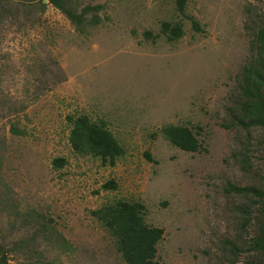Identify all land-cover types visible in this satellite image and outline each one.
I'll return each instance as SVG.
<instances>
[{
  "label": "rangeland",
  "instance_id": "rangeland-1",
  "mask_svg": "<svg viewBox=\"0 0 264 264\" xmlns=\"http://www.w3.org/2000/svg\"><path fill=\"white\" fill-rule=\"evenodd\" d=\"M5 5L0 189L69 245L39 238L34 249L54 264H124L90 214L122 200L143 204L146 224L163 230L156 264H245L254 235L247 219L259 204L229 184L264 187V130L237 122L238 78L264 0H187L184 14L174 0H76L78 10L101 7L100 23L83 32L47 0ZM163 22L181 24L183 36L168 42ZM69 116L103 120L124 155L111 167L75 154ZM168 124L191 128L201 149L173 147L160 132ZM110 180L116 190L103 189ZM20 226L0 208V243L29 237Z\"/></svg>",
  "mask_w": 264,
  "mask_h": 264
},
{
  "label": "trees",
  "instance_id": "trees-1",
  "mask_svg": "<svg viewBox=\"0 0 264 264\" xmlns=\"http://www.w3.org/2000/svg\"><path fill=\"white\" fill-rule=\"evenodd\" d=\"M6 0H0V23L6 18ZM48 4L61 12L76 29L83 32L87 26L100 23V6H85L77 9L76 0H47ZM175 10L184 14L187 0H174ZM41 9L45 4L40 2ZM190 21L194 31H201L199 23L192 17ZM161 32L168 42H173L183 36L182 25L163 22ZM146 35L150 36L149 33ZM252 57L245 64L238 78L240 94L237 105L238 125L249 130L261 128L264 130V23L259 25L254 33L251 45ZM69 144L75 154L92 156L100 160L102 165L113 167L116 161L124 155V149L108 130L103 120L92 121L87 116H69ZM163 137L175 148L186 153H196L201 144L191 128L185 125L168 124L160 129ZM145 157H151L145 153ZM66 163L63 158L52 161L53 166L62 168ZM4 187V186H3ZM5 189V187H4ZM105 190H116L117 184L110 180L104 186ZM0 208L13 223L20 221L21 228L30 231V236L19 239L11 247L0 243V264H10L14 257H21L22 264H54L34 249L40 238L47 245H61V249L69 248L68 243L53 229L49 228L45 218L31 212L22 213L7 190L0 189ZM229 190L237 194L249 196L251 204H259L253 216L247 219V225L253 228V236L247 248L248 259L245 264H264V187H235L229 184ZM249 199V200H250ZM144 205L139 202L118 200L104 204L90 212L93 219L109 234L117 253L124 264H156L157 245L163 236L161 228L146 224ZM249 215V212H247ZM59 248V247H58Z\"/></svg>",
  "mask_w": 264,
  "mask_h": 264
}]
</instances>
